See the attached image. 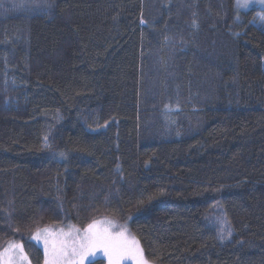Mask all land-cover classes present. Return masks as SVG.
Returning a JSON list of instances; mask_svg holds the SVG:
<instances>
[{
  "label": "trees",
  "instance_id": "16d2710c",
  "mask_svg": "<svg viewBox=\"0 0 264 264\" xmlns=\"http://www.w3.org/2000/svg\"><path fill=\"white\" fill-rule=\"evenodd\" d=\"M236 5L0 0V250L44 264L29 236L60 197L66 223L122 216L152 264H264V9Z\"/></svg>",
  "mask_w": 264,
  "mask_h": 264
},
{
  "label": "snow or ice",
  "instance_id": "6c2138e0",
  "mask_svg": "<svg viewBox=\"0 0 264 264\" xmlns=\"http://www.w3.org/2000/svg\"><path fill=\"white\" fill-rule=\"evenodd\" d=\"M252 3L264 6V0H237L236 6L247 8ZM254 19L264 23V15H258ZM113 227H118L119 230L113 233ZM127 232L126 225L116 226L105 218L93 220L83 230L71 225L67 231L63 228H37L30 239L42 245L44 264H93L91 258L98 252L107 257L109 264H123L125 259H131L135 264H151L139 241L135 237L130 238L126 235ZM0 262L31 264L23 243L16 241H9L7 247L0 250Z\"/></svg>",
  "mask_w": 264,
  "mask_h": 264
},
{
  "label": "rangeland",
  "instance_id": "374dc122",
  "mask_svg": "<svg viewBox=\"0 0 264 264\" xmlns=\"http://www.w3.org/2000/svg\"><path fill=\"white\" fill-rule=\"evenodd\" d=\"M253 6H259L262 9H264V6H262V5L258 4V3H252V4H249V6L247 8H243L242 7V8H239V9L240 10H248V9H250ZM259 23L264 26V23H261L260 21H259ZM95 118H96V112L87 111V112H84V114H83V122H84V124L87 127L91 128L93 131H96L97 129H100L99 128V124L95 121ZM74 210H75V208H73V211ZM105 218H107L108 220H111L113 222V224L116 225V226L126 225L127 229H128V232L126 233V235H128L130 238L131 237H135L139 241V239L132 232L128 221L127 222H123L122 221V216H118L116 218H114L113 216H110V215L109 216H102V217H100L98 219H95V220H103ZM19 220H21L20 216H18L16 218V221H19ZM205 220H206V222L209 225L213 226L217 230L221 240H227V239L230 238V236L232 234V229H231L230 224H229V222L227 220V217H226V215L224 213V210H223V208L221 207L220 204H218V203L215 204L211 208V210L208 211V213L206 214ZM15 223H17V222H15ZM70 225L71 226H75L76 228H79V229L83 230L84 228L87 227L88 224L85 225V226H80V225L76 224L75 222L66 223V212H65L64 206L62 204V199L60 197H57L56 199L53 200V206H52L51 215H50V222L45 227H49V228H52V229L63 228L65 231H67L68 227ZM118 230H119L118 227H113L111 229V231L113 233H116ZM18 233H19V236L22 237V238L28 236V234L26 232L19 231ZM32 234H30L29 237H31ZM33 242H35V241H33ZM20 243H22V242H20ZM139 244L141 245L140 241H139ZM37 245L43 250V247H42L41 244H37ZM27 256L29 258L28 254H27ZM91 259H92L94 264H109L107 257L104 256L100 252H98L96 254V256L92 257ZM29 260H30V258H29ZM0 264H2V262H0ZM86 264H87V262H86ZM123 264H135V261H133L131 259H125L123 261Z\"/></svg>",
  "mask_w": 264,
  "mask_h": 264
}]
</instances>
